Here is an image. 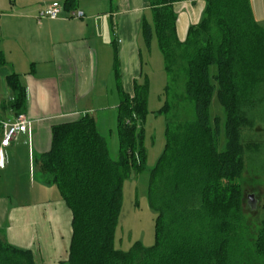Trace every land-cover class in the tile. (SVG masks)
Instances as JSON below:
<instances>
[{
	"label": "trees",
	"instance_id": "trees-1",
	"mask_svg": "<svg viewBox=\"0 0 264 264\" xmlns=\"http://www.w3.org/2000/svg\"><path fill=\"white\" fill-rule=\"evenodd\" d=\"M147 1L153 21L143 23L146 45L157 37L170 79H185L178 98L194 111L190 119L171 115L169 82L167 100L157 111L166 118L165 149L147 187L156 242L147 247L137 241L127 251L116 247L125 182L147 168L150 84L145 80L134 83L133 96L122 92L117 158L91 115L53 127L52 146L39 165L43 180L58 186L73 215L69 256L60 264H264V217L251 246L240 239L246 219L238 181L246 148L260 144L245 135L264 129V26L250 0H207L202 20L180 41L174 4L181 0ZM8 81L16 95L12 105L22 107L25 86L17 74ZM214 95L226 113L223 150L220 119L212 125ZM3 126L0 121V134ZM0 264L42 263L30 249L0 237Z\"/></svg>",
	"mask_w": 264,
	"mask_h": 264
},
{
	"label": "crops",
	"instance_id": "crops-1",
	"mask_svg": "<svg viewBox=\"0 0 264 264\" xmlns=\"http://www.w3.org/2000/svg\"><path fill=\"white\" fill-rule=\"evenodd\" d=\"M54 2L62 5L59 16L39 18ZM66 2L0 0V121L27 120L26 132L9 146H1L4 126L0 134V237L30 249L42 264L66 260L72 239V211L58 186L43 180L39 165L52 146L53 127L91 115L100 134L111 135L122 92L133 96L136 81H149L143 54L150 48L142 32L144 20L153 21L147 0ZM206 6L207 0L174 4L180 41ZM79 10L83 17L71 15ZM12 74L26 88L19 108L12 105Z\"/></svg>",
	"mask_w": 264,
	"mask_h": 264
},
{
	"label": "rangeland",
	"instance_id": "rangeland-1",
	"mask_svg": "<svg viewBox=\"0 0 264 264\" xmlns=\"http://www.w3.org/2000/svg\"><path fill=\"white\" fill-rule=\"evenodd\" d=\"M250 1L256 20L262 21L260 24L264 26V0ZM143 58L144 75L148 74L150 84V112L146 121L145 139V146L148 150V162L144 173L141 175L134 173L124 185L123 206L116 231V247L125 251L129 250L137 241H140L147 247L154 245L156 242V214L149 206L147 187L149 172L156 165L165 149L166 119L164 115H158L157 111L167 100L165 88L169 82L171 86L169 98L173 104L171 115L173 114L180 119H190L194 115L191 103L181 99V97L178 98L184 91L185 79H180L177 83L170 79L165 69V59L159 48L156 36L152 41L150 49H145ZM210 69L211 73L217 71L216 66H212ZM211 116L212 125L217 123L216 119H220L222 135L219 149L223 150L226 145V113L216 95H214L212 100ZM113 121L116 125L113 128V133L105 136L108 139L111 154L117 158L120 151L117 114L116 120L114 118ZM262 131H264L262 127L258 126V129L254 132H249L245 135V138L248 137V141L252 137L253 141L260 142V144L258 147L252 145L246 148V168L242 177L238 180L244 188V212L246 219L244 227L241 229L240 239L246 242L248 246H251V242L255 241L257 231L261 228L264 217V132ZM250 194H254L256 199V203L253 202L254 206L252 207L248 204V196ZM252 200L254 201V199ZM253 264H261V261L259 260Z\"/></svg>",
	"mask_w": 264,
	"mask_h": 264
},
{
	"label": "built area",
	"instance_id": "built-area-1",
	"mask_svg": "<svg viewBox=\"0 0 264 264\" xmlns=\"http://www.w3.org/2000/svg\"><path fill=\"white\" fill-rule=\"evenodd\" d=\"M62 10V5L60 3L54 2L49 5H45L40 13L39 18H57ZM71 15L77 18H81L84 16L83 11H72ZM27 120L24 115H19L14 122H7L4 124V133L3 138L1 140V146L7 147L9 146L16 136L19 133H25L27 130Z\"/></svg>",
	"mask_w": 264,
	"mask_h": 264
},
{
	"label": "water",
	"instance_id": "water-1",
	"mask_svg": "<svg viewBox=\"0 0 264 264\" xmlns=\"http://www.w3.org/2000/svg\"><path fill=\"white\" fill-rule=\"evenodd\" d=\"M248 197H249V203H250L252 206H254V203H256V199H255L254 194H250ZM252 199H254V201H253ZM253 202H254V203H253Z\"/></svg>",
	"mask_w": 264,
	"mask_h": 264
}]
</instances>
